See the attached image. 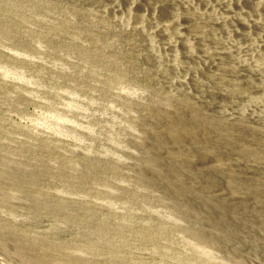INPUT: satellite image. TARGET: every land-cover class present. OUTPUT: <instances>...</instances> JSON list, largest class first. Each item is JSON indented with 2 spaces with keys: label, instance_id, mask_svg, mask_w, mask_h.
<instances>
[{
  "label": "rangeland",
  "instance_id": "obj_1",
  "mask_svg": "<svg viewBox=\"0 0 264 264\" xmlns=\"http://www.w3.org/2000/svg\"><path fill=\"white\" fill-rule=\"evenodd\" d=\"M220 1L0 0V264H264V29Z\"/></svg>",
  "mask_w": 264,
  "mask_h": 264
},
{
  "label": "bare ground",
  "instance_id": "obj_2",
  "mask_svg": "<svg viewBox=\"0 0 264 264\" xmlns=\"http://www.w3.org/2000/svg\"><path fill=\"white\" fill-rule=\"evenodd\" d=\"M246 1H249L250 6L253 7V9L250 8L253 10V12H251V13H253V15L252 16L249 15L250 18H248V16H246V14L241 9L242 4ZM219 3H220V5H222V7L223 6L225 8L230 7L229 9L232 8L233 10H235V12H234L235 15L233 17H230V19L228 18V19L217 20L214 22V25L216 24L217 26H223L224 25L223 23H226V22H229L228 24H232V23L238 24V27L241 26L245 30L244 32L242 31V33H241L244 36H245V34L247 35V31H249V30L250 31L252 29L253 30H260L262 32V29H264V22L261 19L262 17L260 18V15L262 16V12H264V0H233V1L232 0H221ZM233 10H231V11L233 12ZM171 14H172V15H170V16H172L171 22L169 20V22L168 21L166 23L164 22L160 26H155V27H153V31L157 35L162 37L163 39H166V42H167L166 46H168L170 49H175L176 45H177L176 42L178 41L181 43L184 42V46H185L186 50L190 51L189 48H191V45L188 44L189 41L187 40V38L185 36L183 37V33L186 32V30H187V27H186L187 25L184 22L185 20H181L182 18L179 19V15L175 11L172 12ZM227 20H229V21H227ZM235 24H234V26H235ZM224 26H226V25H224ZM170 30L173 31V33L175 34V37H176L175 39H173L172 36H170ZM224 30H226L228 33H232V35L235 34V37L241 35L240 33L236 32V31L228 30L227 27H226V29L224 27ZM235 30H237V29H235ZM256 32H258V31H256ZM250 34H251V32H250ZM226 38H227V36H226ZM229 39H231V38H229ZM257 40H259V41L256 42L255 44L254 43L249 44L247 47L245 46V49L241 48L242 50L240 51L239 54L236 51L237 52L236 54H238V55H236V58H235L236 60H238L239 63H241L239 65L243 64V66L247 69H250L254 73L255 76L262 73V72L264 74V53H260L258 51V48H259V50H260V48H264V40H260L259 38H257ZM251 41H254V40L251 39ZM212 64H213V62H212ZM170 134L173 138L179 139L178 137L180 136V133L178 131L172 130Z\"/></svg>",
  "mask_w": 264,
  "mask_h": 264
},
{
  "label": "clouds",
  "instance_id": "obj_3",
  "mask_svg": "<svg viewBox=\"0 0 264 264\" xmlns=\"http://www.w3.org/2000/svg\"><path fill=\"white\" fill-rule=\"evenodd\" d=\"M82 12L93 21L94 25L98 26L99 24L104 23L103 14L99 10L87 9L82 10ZM130 76L131 73H127L123 79L128 80ZM258 107L261 109L259 113H257ZM234 113L235 118L240 122H244L249 117V113H251L252 116H264V97H250L245 103L240 105V107L234 109ZM130 130H134V128L130 126ZM189 247L192 254L196 257V259H193L190 264H232V261L224 260L219 256L212 258L205 255L201 251L202 246L196 247L195 245H191ZM209 247H211V251L213 253H216L218 251L217 248L211 245H209Z\"/></svg>",
  "mask_w": 264,
  "mask_h": 264
}]
</instances>
